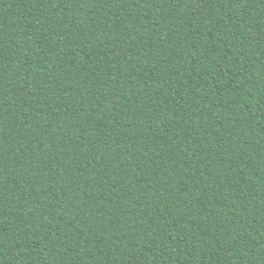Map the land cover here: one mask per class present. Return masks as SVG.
Listing matches in <instances>:
<instances>
[{
  "label": "trees",
  "instance_id": "trees-1",
  "mask_svg": "<svg viewBox=\"0 0 264 264\" xmlns=\"http://www.w3.org/2000/svg\"><path fill=\"white\" fill-rule=\"evenodd\" d=\"M0 264H264V0H0Z\"/></svg>",
  "mask_w": 264,
  "mask_h": 264
}]
</instances>
